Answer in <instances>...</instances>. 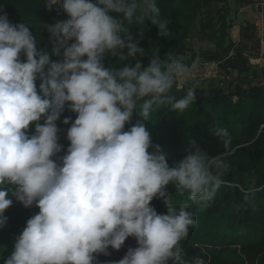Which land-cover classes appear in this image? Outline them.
<instances>
[{"label": "clouds", "instance_id": "1", "mask_svg": "<svg viewBox=\"0 0 264 264\" xmlns=\"http://www.w3.org/2000/svg\"><path fill=\"white\" fill-rule=\"evenodd\" d=\"M54 6L68 19L41 25L49 51L38 50L27 23H12L0 4V227L10 196L39 209L4 264H96L98 254L121 249L128 237L138 246L110 264H208L199 256L182 259L181 241L197 222L186 203L170 202L166 186L204 207L228 162L192 142L170 166L145 123L154 110L179 113L195 102L194 86L181 98L173 88L192 80L199 57L189 65L167 53L143 65L145 50L129 26L142 36L147 21L166 37L157 0H45V9ZM106 54L122 66L105 67ZM66 104L77 115L58 164L52 159L62 148L56 121ZM134 113L137 122L125 131ZM215 136L230 147L227 129L216 128ZM154 198L165 201V214L151 206Z\"/></svg>", "mask_w": 264, "mask_h": 264}, {"label": "trees", "instance_id": "2", "mask_svg": "<svg viewBox=\"0 0 264 264\" xmlns=\"http://www.w3.org/2000/svg\"><path fill=\"white\" fill-rule=\"evenodd\" d=\"M198 1L213 8H219L220 4L228 2ZM193 2L194 0H157L160 18L168 26L166 37H160L158 28L147 21L142 26V36L139 35L137 26H129L132 27L129 30L131 36L145 50V55L139 57L144 66L155 55L164 59L170 53L182 58L190 46L194 48L192 42L197 29L190 24L187 14H197L200 8L198 6L196 11L193 10ZM0 4H4L3 12L7 13L12 23H27L33 36L37 38L38 50L47 48L50 51L51 48L48 43L49 33L42 30L41 25L68 19L67 14L58 6H54L52 10L45 9V0H0ZM225 35L218 42L219 51L208 59L219 62L225 60L226 71L228 68L237 70L240 74L239 81L245 83L247 80L242 76L252 71L250 62L242 52L229 56L235 50V45L231 43L229 48L223 49ZM194 55L191 61H183L191 65L199 53ZM51 59L58 60L62 57L51 56ZM103 63L105 67L122 66L118 58L111 57L110 54L105 55ZM131 63L134 64L135 60H131ZM248 84V88L238 84L235 91L223 88L207 90L203 84H189L187 88H196V100L193 104L179 113L166 108L154 110L145 120L151 131L152 143L159 145L170 166L183 159L192 142L200 144L211 156H222L229 165L222 175L220 187L204 207L189 200L186 192H177L171 183L166 186L170 202L176 207L186 203L197 222L195 227L189 228L187 239L181 241L184 260L191 261L199 256L208 261V264H264V82L251 79ZM187 88L180 91L176 86L173 93L181 98L186 94ZM234 97L238 99L235 101ZM76 115L66 104L64 112L56 121L58 143L62 148L52 159L58 164L61 163L59 157L67 153L70 145L67 130ZM65 118H70L67 125L63 123ZM137 119L134 113L131 123L126 124L124 130L127 131ZM43 122L40 121L41 124ZM218 127L229 132L231 144L227 149L223 141L215 136ZM33 133L34 125H30L27 134ZM9 198L13 203L5 210L4 215L8 218L6 224L0 227V264H4V259L14 248V241L26 226V221L39 212L35 204L25 208L14 196ZM150 203L158 214L167 212L163 199L154 198ZM137 246L136 239L128 237L121 249L109 247V255L98 254L96 264L118 262L128 248Z\"/></svg>", "mask_w": 264, "mask_h": 264}, {"label": "rangeland", "instance_id": "3", "mask_svg": "<svg viewBox=\"0 0 264 264\" xmlns=\"http://www.w3.org/2000/svg\"><path fill=\"white\" fill-rule=\"evenodd\" d=\"M197 1L194 0L192 7L196 11L195 8L199 6V13H188L187 17L190 24L197 29L196 33L198 36L195 35V39L200 42L204 40H201V37L204 38L205 36V38L209 39L206 40V45H202L203 48L199 44L200 50L193 49L190 46L188 52L183 56V59L191 61L195 56L194 54L199 53L200 64L207 63L212 68L216 67V63L220 64L217 73H215L216 76L212 75L211 79L199 84H203V87L207 90L210 88H223L225 90L235 91L238 84H241L244 88H248V83L251 79L264 82V16H262L261 10L258 11L255 7V0H228L226 4H220L219 8H213L208 4ZM245 8H247V11L241 13ZM243 24H246L245 27ZM238 26L241 28L239 39L234 36L237 31L235 27ZM223 34H226L223 41V49L229 48L231 43L235 45V50L229 56L237 54V50L247 52V55L244 54V57L250 62L252 71L242 76L245 81L247 80L245 83L239 81L240 74H238L237 70L232 69L231 73H227L224 66L226 63L225 60L219 62L208 59L214 56L216 54L215 52L219 51L217 45ZM192 45L196 47L197 42L193 41ZM224 73H226V79ZM227 75L230 79H228ZM237 99V97H234L235 101Z\"/></svg>", "mask_w": 264, "mask_h": 264}, {"label": "built area", "instance_id": "4", "mask_svg": "<svg viewBox=\"0 0 264 264\" xmlns=\"http://www.w3.org/2000/svg\"><path fill=\"white\" fill-rule=\"evenodd\" d=\"M255 7L257 8L258 11L261 10L262 16H264V0H255ZM247 8H249V7H247ZM247 8L242 10L241 13L246 12ZM245 25L246 24H243L244 27H245ZM236 28H237L236 35H234V36L239 39L241 28L239 26L235 27V29ZM238 43H239V41H238ZM219 67H220L219 63H216V67L215 68H212V67L208 66L207 63H204V64L198 63V68L194 72L192 80L189 83H187V84H178L177 85V89L180 90V91H184L189 84L192 85V83L205 82L206 80L211 79L212 75L216 76L215 73H217ZM228 72L231 73L232 69L228 68L227 69V73ZM224 75H225V79H226V73H224ZM227 77H228V79H230V77L228 75H227Z\"/></svg>", "mask_w": 264, "mask_h": 264}, {"label": "crops", "instance_id": "5", "mask_svg": "<svg viewBox=\"0 0 264 264\" xmlns=\"http://www.w3.org/2000/svg\"><path fill=\"white\" fill-rule=\"evenodd\" d=\"M195 35H197V33L195 32ZM194 35V37H193V39H194V41L195 42H197V45H196V47H195V45H194V48L193 49H199V47H200V45L202 46H204V45H206L207 44V41L206 40H208V38H203V37H201V40H203L202 42H200V41H197L195 38H196V36ZM198 36V35H197ZM200 44V45H199ZM199 45V46H198ZM203 46H202V48H203ZM218 46V45H217ZM237 46V45H236ZM236 48V47H235ZM200 50V49H199ZM242 52L243 53V55L244 54H246L247 55V52H244V51H242V50H237L236 51V53H238V52ZM198 57L200 56V54L199 55H197ZM182 59H183V57H182ZM184 60V59H183ZM191 60V59H190ZM186 61H189V60H186Z\"/></svg>", "mask_w": 264, "mask_h": 264}]
</instances>
